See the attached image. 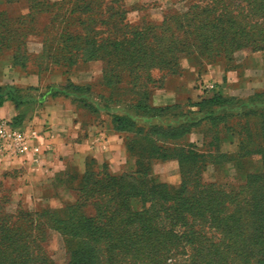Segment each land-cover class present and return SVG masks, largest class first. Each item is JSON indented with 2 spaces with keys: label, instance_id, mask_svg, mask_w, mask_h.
I'll list each match as a JSON object with an SVG mask.
<instances>
[{
  "label": "trees",
  "instance_id": "trees-1",
  "mask_svg": "<svg viewBox=\"0 0 264 264\" xmlns=\"http://www.w3.org/2000/svg\"><path fill=\"white\" fill-rule=\"evenodd\" d=\"M23 1L24 11L10 10ZM198 2L188 11L166 14L159 23L132 24L124 0H4L8 8L0 11V59L10 56L11 63L24 68L18 64V54L26 51L30 37L38 36L42 54L52 63L70 67L79 60L102 61L108 83L126 81L131 90H139L135 114L147 119L160 117L175 107L152 103V93L143 83L151 80L153 67L170 68L183 55L223 58L239 48L264 50V0ZM70 89L83 90L70 80L64 87L49 86L44 93L35 86L7 84L0 86V106L13 101L20 110L13 122L21 126L28 111L43 106L49 98L68 99L72 93L66 90ZM33 92L40 95L34 97ZM233 100L222 92L201 97L192 103L200 115L198 120L166 129L154 125L150 133L176 140L205 121L216 127L224 118L220 112ZM241 114L260 116L256 111ZM111 123L119 133L136 127V122L123 114L114 115ZM232 128L227 127L226 132ZM242 134L238 136L240 155L246 151ZM184 152L196 155L183 148L159 158L177 159L182 168L187 160ZM226 161L237 167L233 158ZM183 175L177 190L166 183L149 184L146 175L111 178V185L118 188V206L113 211L109 207L99 211L98 226L91 224L98 221L95 217H86L87 230L83 228L81 233L88 245L70 251L67 264H264L262 174L250 173L243 185L229 188ZM94 191L98 192V187ZM38 228L0 226V264H54L31 238ZM32 246L38 249L37 254L31 253Z\"/></svg>",
  "mask_w": 264,
  "mask_h": 264
},
{
  "label": "rangeland",
  "instance_id": "rangeland-1",
  "mask_svg": "<svg viewBox=\"0 0 264 264\" xmlns=\"http://www.w3.org/2000/svg\"><path fill=\"white\" fill-rule=\"evenodd\" d=\"M124 2L128 21L132 24L141 21L159 23L168 13L188 11L192 4L201 3L198 0ZM6 8L5 3H0V11ZM10 8L13 13H21L25 8L24 1ZM42 48V39L33 36L28 40L26 51L18 54V64H23L28 72L43 76V84L38 86L40 93L48 91L49 86L64 87L70 80L83 89L80 92L66 90L72 93L68 100L82 107L78 112L83 119H90L93 124L107 127L108 130H112L111 121L116 114L128 115L136 122L134 129L120 135L125 151L119 170H114L109 162L95 159H89L82 170L70 163L60 164L57 181L40 199L19 194L10 185L2 187L0 226L16 225L23 229L30 225L40 227L39 232H33L31 238L54 264H67L70 251L88 245L85 235L81 233L87 225L86 217H95L98 221L91 224L98 226V212L106 211L108 207L113 211L118 206V188L111 185V178L131 174L141 178L146 175L149 184L166 183L172 190L180 188L182 172L194 180L200 178L205 183H216L226 188L243 185L250 173H260L264 180V50L239 48L223 55V58L183 55L177 65L170 68L153 67L149 71L151 80L143 83L145 89L152 96L161 89L170 91L168 105L175 108L160 117L147 119L133 110L139 90H131L126 81L108 83L102 61L79 60L70 67L60 66L43 55ZM0 60L1 63H11L10 56ZM223 60L224 63H218ZM217 65L222 66L221 72L215 70ZM251 88L252 93L247 97L239 95L240 91L246 93ZM215 92H222L234 99L220 112L219 115L224 118L216 127H212L210 121H205L191 130L188 136L176 140H164L150 133L154 125L166 129L167 126L178 127L198 120L200 115L192 103ZM38 94L33 92L34 97ZM241 111H256L260 116L245 117ZM227 127H233L232 131L235 132H226ZM241 131L244 132L242 135L246 144L244 155H240L238 147ZM183 148L196 155L184 152L187 160L182 168L177 159L161 161L159 158L160 154L179 153ZM230 158L234 159L237 167L227 163L226 160ZM86 171L88 179L85 181L82 177ZM96 187L98 192L94 191ZM76 225L78 228L74 227ZM31 253L37 254L38 249L32 246ZM99 253L101 256L104 254L103 246Z\"/></svg>",
  "mask_w": 264,
  "mask_h": 264
},
{
  "label": "crops",
  "instance_id": "crops-1",
  "mask_svg": "<svg viewBox=\"0 0 264 264\" xmlns=\"http://www.w3.org/2000/svg\"><path fill=\"white\" fill-rule=\"evenodd\" d=\"M0 3H4V0H0ZM1 62L0 86L12 84L27 88L43 84V76L39 73L28 72L14 63ZM221 67L217 65L215 70L221 72ZM169 93L164 89L157 91L152 96V103L155 106L168 105ZM251 93L252 88L246 93L240 91L239 95L243 98ZM81 108L71 99L57 97L49 98L43 106L26 113L22 127L37 134V143L42 151L13 160L0 159V191L2 187L10 185L19 194L40 199L57 181L60 164L70 163L82 170L89 159H95L111 163L114 170L121 169L125 151L120 141L121 133L93 124L90 119H83L78 112ZM19 113L20 110L11 100L0 106V120L13 121Z\"/></svg>",
  "mask_w": 264,
  "mask_h": 264
},
{
  "label": "built area",
  "instance_id": "built-area-1",
  "mask_svg": "<svg viewBox=\"0 0 264 264\" xmlns=\"http://www.w3.org/2000/svg\"><path fill=\"white\" fill-rule=\"evenodd\" d=\"M37 134L27 131L11 120H0V159H16L27 154H39Z\"/></svg>",
  "mask_w": 264,
  "mask_h": 264
}]
</instances>
